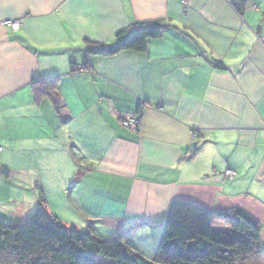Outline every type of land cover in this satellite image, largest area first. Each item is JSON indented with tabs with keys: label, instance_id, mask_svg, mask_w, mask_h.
Here are the masks:
<instances>
[{
	"label": "crops",
	"instance_id": "crops-1",
	"mask_svg": "<svg viewBox=\"0 0 264 264\" xmlns=\"http://www.w3.org/2000/svg\"><path fill=\"white\" fill-rule=\"evenodd\" d=\"M234 1L0 0V220L29 214L10 178L31 168L48 210L73 192L74 227L144 236L148 258L175 201L244 210L264 249V0H245L242 14ZM155 21L169 27L145 52L88 53ZM54 78L58 109L33 91Z\"/></svg>",
	"mask_w": 264,
	"mask_h": 264
},
{
	"label": "trees",
	"instance_id": "trees-1",
	"mask_svg": "<svg viewBox=\"0 0 264 264\" xmlns=\"http://www.w3.org/2000/svg\"><path fill=\"white\" fill-rule=\"evenodd\" d=\"M233 7L242 14L246 1L235 0ZM168 27L162 21L135 25L119 33L115 44L100 45L88 53L110 58L124 52H145L149 42L161 38ZM213 66L226 68L220 62ZM59 82L60 78L34 80L37 103L48 97L58 109L54 99ZM123 117L127 116L120 115V123ZM83 175L82 171L76 174L72 187ZM35 186L38 205L31 215L15 223L0 220V264H264L262 227L242 209L215 213L192 203L173 202L153 256L148 258L128 234L104 238L94 229L67 226L49 212L42 185L36 182Z\"/></svg>",
	"mask_w": 264,
	"mask_h": 264
},
{
	"label": "rangeland",
	"instance_id": "rangeland-1",
	"mask_svg": "<svg viewBox=\"0 0 264 264\" xmlns=\"http://www.w3.org/2000/svg\"><path fill=\"white\" fill-rule=\"evenodd\" d=\"M28 170L30 171V173L29 172H22L21 175H16V173H17L16 172L15 175H13L10 178L11 183L16 184V185L18 184L19 188H20V186L23 187L21 194H22V197L24 198V200L26 202V210L24 211V213L29 212V214H26L27 215L26 217L31 215V213H33L37 208L38 190L36 189L35 183L36 182L41 183V181L39 180V176H35V173L32 172L33 170L31 168H29ZM20 182L21 183L23 182L24 185H22ZM69 188H70V186H69ZM72 193H71V195L66 196L67 200H68L66 205H64L62 203L57 204V203L53 202L51 204V206H49V210H51V212L56 217H59L61 219V221L64 222L69 227H72L74 225V223H77L76 222L77 220H81L80 215H81V211H83V209L80 208V206L78 204L77 195L76 194L72 195ZM49 195H50L49 193L46 194L47 199H49V197H48ZM9 209H10V207H9ZM3 213H5V215L11 214L10 211H7V212L4 211ZM10 219H12V218H7V217L5 218V220L10 221L8 223H15L16 220H12V222H11ZM20 221H23V220H20ZM159 235L157 237L158 239H159ZM143 238H144V236L139 235L138 238L135 239L136 244L139 245V247H142L143 244H145V242H146V239L145 238L143 239ZM149 240L150 239L147 238L148 243H149ZM147 245H146V247H147Z\"/></svg>",
	"mask_w": 264,
	"mask_h": 264
},
{
	"label": "built area",
	"instance_id": "built-area-1",
	"mask_svg": "<svg viewBox=\"0 0 264 264\" xmlns=\"http://www.w3.org/2000/svg\"><path fill=\"white\" fill-rule=\"evenodd\" d=\"M4 25H8V26H12L13 29H18L20 27V23L19 22H12V21H8V22H4ZM121 125L125 128H129L131 130H138V128L141 125V120L139 117H132V116H127V117H123V120L121 121ZM235 176V172L232 170H227L225 172V177L232 179Z\"/></svg>",
	"mask_w": 264,
	"mask_h": 264
}]
</instances>
